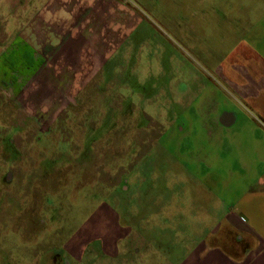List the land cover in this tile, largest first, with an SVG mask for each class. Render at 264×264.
Returning <instances> with one entry per match:
<instances>
[{
    "label": "rangeland",
    "instance_id": "obj_1",
    "mask_svg": "<svg viewBox=\"0 0 264 264\" xmlns=\"http://www.w3.org/2000/svg\"><path fill=\"white\" fill-rule=\"evenodd\" d=\"M74 27L109 60L49 59ZM209 103L237 122L203 124ZM249 167L264 171V0H0V264H128L132 246L174 261Z\"/></svg>",
    "mask_w": 264,
    "mask_h": 264
},
{
    "label": "crops",
    "instance_id": "obj_2",
    "mask_svg": "<svg viewBox=\"0 0 264 264\" xmlns=\"http://www.w3.org/2000/svg\"><path fill=\"white\" fill-rule=\"evenodd\" d=\"M103 7L101 11H98L100 25L105 23L102 15L103 10L107 8ZM86 36L87 34L82 33L79 28H72L70 33L63 35L58 44L50 45L47 56L49 59L65 55L76 56V60L84 63V66L89 61H108L110 58L109 45L105 46L102 43L99 54L97 51L87 50L83 43ZM78 47H80L79 50ZM244 75H231L230 71L224 73V77L228 79L238 95L247 98L257 92L254 93L255 90L252 92L250 89L251 83L248 79L252 76L246 71ZM255 82L256 84L253 85L258 86V82L256 80ZM210 104H213L212 113L214 112V115L211 117L208 113L204 118L200 112L199 116L203 124L230 128L237 122L238 114L235 111L215 103ZM203 106L205 105L198 106V110L205 109ZM249 168L250 170L243 173L239 179L242 184L240 188L237 186L240 191L242 190L239 199L226 207L223 205L219 214L213 213L211 219L213 225L206 228L204 234L183 241L174 261L163 262L160 258L157 263L151 256L147 259L146 255L152 254L148 247L144 253L140 247L132 246L127 250L116 249V254L127 252L128 264H264V171L258 173L252 171L251 167ZM172 255L173 253L170 254Z\"/></svg>",
    "mask_w": 264,
    "mask_h": 264
},
{
    "label": "flooded vegetation",
    "instance_id": "obj_3",
    "mask_svg": "<svg viewBox=\"0 0 264 264\" xmlns=\"http://www.w3.org/2000/svg\"><path fill=\"white\" fill-rule=\"evenodd\" d=\"M54 260L57 261V254H56L55 257H54Z\"/></svg>",
    "mask_w": 264,
    "mask_h": 264
}]
</instances>
